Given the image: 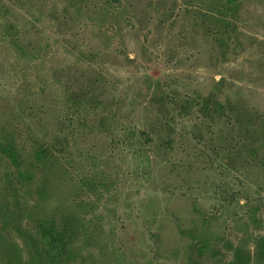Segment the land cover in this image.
Segmentation results:
<instances>
[{
  "label": "rangeland",
  "instance_id": "rangeland-1",
  "mask_svg": "<svg viewBox=\"0 0 264 264\" xmlns=\"http://www.w3.org/2000/svg\"><path fill=\"white\" fill-rule=\"evenodd\" d=\"M214 3L123 0L112 14L103 0H0V131L25 107L42 117L35 121L54 125L61 79L79 50L109 53L105 77L122 103L118 134L102 137L106 149L68 150L44 191L39 176L19 185L17 171L0 162V205L10 218H77L72 254L61 264H238L239 252L262 264L264 0H244L227 13V48L210 33ZM147 76L171 77L188 96L215 93L236 114L208 121L206 142L180 140L165 162L149 138ZM129 130L139 145L125 140ZM93 179L95 187L87 184ZM2 221L0 264L15 258L9 243L19 246L13 264H32L12 222L4 228Z\"/></svg>",
  "mask_w": 264,
  "mask_h": 264
},
{
  "label": "trees",
  "instance_id": "trees-1",
  "mask_svg": "<svg viewBox=\"0 0 264 264\" xmlns=\"http://www.w3.org/2000/svg\"><path fill=\"white\" fill-rule=\"evenodd\" d=\"M214 1V5L208 10L210 33L217 45L227 48L225 35L233 27L227 13L244 0ZM103 2L113 14L121 7L123 0H103ZM227 7L230 9L225 10ZM79 53V56H75L76 61L66 80L61 79L62 104L59 109L60 114L54 120L52 127L47 128L40 121H35V119L42 120V117L35 112V108L25 107L21 111V116L1 128L0 162L17 171L15 180L19 185L29 186L39 176L41 189L44 191L43 185L47 184L48 177L59 171L64 160L68 158V150L71 148L80 150L84 147L97 152V148L105 150L106 144L103 143L102 137L107 135L115 137L118 134L117 123L119 113L122 111V103L111 94V82L105 77L104 59L110 57L109 53L103 49L79 50ZM145 84L151 110L149 138L152 143L154 142V150L163 155L161 159L165 162L173 156L180 140L187 143L195 141V145H202L204 141L206 142L208 121L224 116L227 112L236 114L237 111L234 104H225L215 93L196 97L182 94L177 90L179 85L175 84L171 77L159 79L147 76ZM186 118L191 126L183 123ZM238 122L239 125L244 124L240 118ZM37 127L41 134L36 132ZM254 133L257 132L253 131L252 135ZM124 138L130 145H139V140L131 130L124 135ZM194 158L200 159L199 155ZM180 168L188 171L185 169L186 165ZM10 177L14 179L13 173ZM88 183L91 187L99 184L94 179L89 182L87 180ZM19 185H14L12 180L9 185L10 190L15 192L14 186ZM8 211L7 206L0 205L2 225L5 228L9 221L12 222L14 231L31 250L32 264H61L71 256V247L78 225L77 218L64 216L61 219H36L25 223L21 217L10 218ZM3 240V243H7L5 239ZM5 246L11 248L13 253L17 252L14 253V259L11 255L7 258L9 264H13L14 260H18L19 246L12 243ZM258 248L260 253L257 252V255L264 264V238L258 243ZM239 255L240 252L237 253L235 263L249 264L250 256Z\"/></svg>",
  "mask_w": 264,
  "mask_h": 264
}]
</instances>
